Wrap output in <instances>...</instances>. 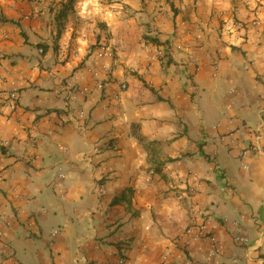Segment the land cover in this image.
I'll use <instances>...</instances> for the list:
<instances>
[{
  "label": "crops",
  "instance_id": "1",
  "mask_svg": "<svg viewBox=\"0 0 264 264\" xmlns=\"http://www.w3.org/2000/svg\"><path fill=\"white\" fill-rule=\"evenodd\" d=\"M121 258L264 264V0H0V264Z\"/></svg>",
  "mask_w": 264,
  "mask_h": 264
},
{
  "label": "built area",
  "instance_id": "2",
  "mask_svg": "<svg viewBox=\"0 0 264 264\" xmlns=\"http://www.w3.org/2000/svg\"><path fill=\"white\" fill-rule=\"evenodd\" d=\"M236 26H243L242 22H237ZM156 55L157 57H159L161 63L166 62V55H165V50L163 48H156ZM96 56L99 59L102 60H113L115 58V51L114 48L108 43V42H101L97 49H96ZM104 70L106 71L107 74H109V72H111V65H103ZM88 71L93 75L94 79H95V83H96V87L98 89H102L104 88L105 84L107 83V78L103 75H100L99 72L93 68V67H88ZM77 79V77H76ZM122 89H126L127 85L125 83H123L121 85ZM89 89L87 86L83 87V92H87ZM9 97L12 99H17L18 98V94L16 91H12L9 93ZM83 113V112H81ZM190 191H195V188H190ZM203 217L205 218L203 221L200 222H194L192 225H190L186 232L187 234L191 235L194 234V232H197V234L201 237H205L210 241V249L207 253V260H211L212 258H214V256H216L217 254H219L220 252V248L218 245V239L215 236V234L210 230L209 228V222H210V217L206 218V212H203ZM236 240L238 242H245L246 239L244 236L242 235H237L236 236ZM124 262V259L121 258L119 259V263L122 264ZM95 264H100V263H95Z\"/></svg>",
  "mask_w": 264,
  "mask_h": 264
},
{
  "label": "trees",
  "instance_id": "3",
  "mask_svg": "<svg viewBox=\"0 0 264 264\" xmlns=\"http://www.w3.org/2000/svg\"><path fill=\"white\" fill-rule=\"evenodd\" d=\"M151 41L154 42V43H158V41L156 39H151ZM123 198H124V196L122 195L120 198H117L116 200H114V203L119 201V200H121V199H123Z\"/></svg>",
  "mask_w": 264,
  "mask_h": 264
}]
</instances>
